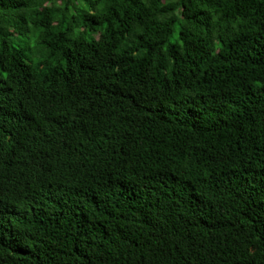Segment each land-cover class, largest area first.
Instances as JSON below:
<instances>
[{"label": "trees", "instance_id": "1", "mask_svg": "<svg viewBox=\"0 0 264 264\" xmlns=\"http://www.w3.org/2000/svg\"><path fill=\"white\" fill-rule=\"evenodd\" d=\"M0 264H264V0H0Z\"/></svg>", "mask_w": 264, "mask_h": 264}]
</instances>
